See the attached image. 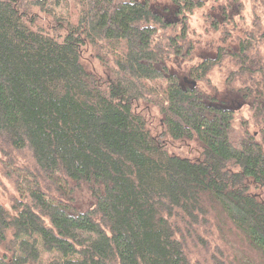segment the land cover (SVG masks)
<instances>
[{
    "label": "trees",
    "instance_id": "16d2710c",
    "mask_svg": "<svg viewBox=\"0 0 264 264\" xmlns=\"http://www.w3.org/2000/svg\"><path fill=\"white\" fill-rule=\"evenodd\" d=\"M170 1L173 21L147 1L0 0V170L17 193L0 204V264H235L213 215L264 264V24L252 10L237 52L186 67L183 11L203 1ZM226 56L229 86L246 83L239 129L241 109L196 87Z\"/></svg>",
    "mask_w": 264,
    "mask_h": 264
},
{
    "label": "rangeland",
    "instance_id": "374dc122",
    "mask_svg": "<svg viewBox=\"0 0 264 264\" xmlns=\"http://www.w3.org/2000/svg\"><path fill=\"white\" fill-rule=\"evenodd\" d=\"M136 1L140 3H144L146 1L149 2L154 12L163 15L165 17V20L167 21H173L176 19L174 14L177 11V7H175L170 0ZM247 2L251 5V12L252 10H255V12L260 16L262 23L264 24V0H247ZM244 3L245 0H228L227 9L224 6H220L219 10H212L208 14L207 18H213L217 22L219 21V23H221L227 16L232 19L233 17L241 14L240 11L242 10H240V6L244 7ZM245 28L248 27L233 31L231 37L224 38V36H221L219 42L212 39H192L190 37V39L194 42V55L197 56L199 60L214 59L217 54V48L220 46L224 47L229 52H237L239 49V40L244 38ZM192 32V35L195 36L196 34L194 30ZM205 36H207V31L205 32ZM261 51H264V47L261 48ZM172 72L176 73L180 77L183 87L190 88L191 86H195L194 83L189 81L185 67L174 68L172 69ZM213 97L216 100L210 103H214L216 106H220L226 109L238 110L248 103L245 102L241 94L234 93L231 90H226L222 95H217L214 93ZM244 118H248V116ZM249 132L251 134H254L257 132V128L250 127ZM11 195L17 196V193L10 185V183L1 175L0 170V204L8 207ZM88 199L89 198L85 195L78 197V201L80 200L78 202L80 203L79 206L82 207L88 205L89 203L91 204ZM212 219L215 223L214 234L216 236V241L223 247L226 255L231 259V261H234L235 264H261V260L259 259L257 254L248 247V245L243 241L241 236L235 231V229L227 221V219L219 215H213ZM45 257L46 256H44V258Z\"/></svg>",
    "mask_w": 264,
    "mask_h": 264
},
{
    "label": "clouds",
    "instance_id": "9594fccd",
    "mask_svg": "<svg viewBox=\"0 0 264 264\" xmlns=\"http://www.w3.org/2000/svg\"><path fill=\"white\" fill-rule=\"evenodd\" d=\"M220 6L228 8V0H203L202 5L193 6L190 10L185 9L183 15L187 17L186 23L189 26V35L192 39H212L219 42L220 37L223 35V30L213 31L207 21L208 14L216 9L219 10ZM251 5L245 0L241 14L232 18L234 25L241 27H253V14L251 12ZM57 14H63L62 9H56ZM43 16L44 14L41 13ZM243 17V19H242ZM148 27H155L149 22ZM194 30L195 36L192 35ZM207 30V36L205 32ZM201 61L197 56L193 55L185 61L186 67L198 65ZM239 67L233 63L232 57L226 56L219 63H213L207 72L204 73L203 78L196 81V87L206 97H213V94L222 95L226 90H231L234 93H239L246 83L241 78H234L231 85L227 83L230 73H237ZM249 108L244 106L241 110L236 111L232 118V128L239 129L241 119L249 116Z\"/></svg>",
    "mask_w": 264,
    "mask_h": 264
}]
</instances>
